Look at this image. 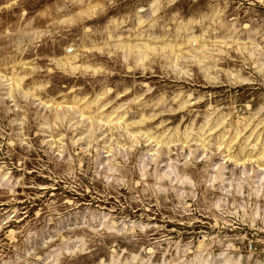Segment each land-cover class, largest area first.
Wrapping results in <instances>:
<instances>
[{"label":"rangeland","instance_id":"1","mask_svg":"<svg viewBox=\"0 0 264 264\" xmlns=\"http://www.w3.org/2000/svg\"><path fill=\"white\" fill-rule=\"evenodd\" d=\"M0 264H264V0H0Z\"/></svg>","mask_w":264,"mask_h":264}]
</instances>
